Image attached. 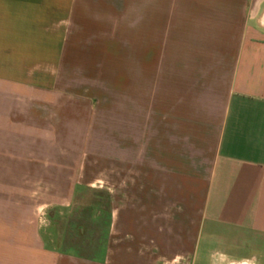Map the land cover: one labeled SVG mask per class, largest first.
<instances>
[{
  "label": "crops",
  "instance_id": "1",
  "mask_svg": "<svg viewBox=\"0 0 264 264\" xmlns=\"http://www.w3.org/2000/svg\"><path fill=\"white\" fill-rule=\"evenodd\" d=\"M114 1L0 0V264H260L264 0H136L131 37L128 0ZM66 66L112 77L121 98L84 162L49 147L48 128L79 129L89 102L33 99ZM102 185L95 255L34 223Z\"/></svg>",
  "mask_w": 264,
  "mask_h": 264
},
{
  "label": "rangeland",
  "instance_id": "2",
  "mask_svg": "<svg viewBox=\"0 0 264 264\" xmlns=\"http://www.w3.org/2000/svg\"><path fill=\"white\" fill-rule=\"evenodd\" d=\"M127 3L128 11L123 13L129 23V37H131V32L135 31L136 0H128ZM114 5L119 9L120 0H115ZM113 19L116 21L119 18L113 17ZM129 46H131V43ZM52 72L53 74L47 80L51 85L50 90L43 93L35 91L33 99L54 100L60 105L65 103V107L69 105L71 100L88 101L90 120L86 124L78 125L79 129H76L77 126L72 128L70 125H64L60 127L61 129L59 128L60 130H57L58 124L49 123V147L63 149L69 153H72L71 150L74 153L77 152L81 161L84 162L85 155L88 152L92 153L94 149L103 147L104 112L107 106L120 105V94L112 88V84L109 82V78L112 77H107L106 80L99 77L87 79L83 75V70L74 72L67 66L64 70L58 72L54 68ZM77 90L82 91L83 95L76 94L75 91ZM86 93H91L92 97L86 99L84 96ZM54 111L55 108H49L50 120L53 119ZM105 211L103 185L95 188L79 186L75 189L72 201L68 206L52 205L41 210L40 208L34 209V223L38 229L47 230L51 236H57L58 233L61 247L65 252L87 258L95 255V250L103 244ZM209 251V255L214 252H225L222 246L219 245L211 246ZM238 254L242 256L241 253ZM250 254L248 253L245 256ZM232 256L235 258L240 257L237 255ZM252 256L257 258L260 264H264V243H258L256 249H252ZM206 262L207 260H205Z\"/></svg>",
  "mask_w": 264,
  "mask_h": 264
}]
</instances>
